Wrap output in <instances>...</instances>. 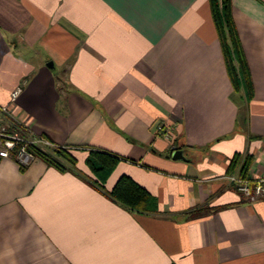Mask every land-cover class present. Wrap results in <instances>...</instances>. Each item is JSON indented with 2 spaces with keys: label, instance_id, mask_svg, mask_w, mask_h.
<instances>
[{
  "label": "crops",
  "instance_id": "obj_1",
  "mask_svg": "<svg viewBox=\"0 0 264 264\" xmlns=\"http://www.w3.org/2000/svg\"><path fill=\"white\" fill-rule=\"evenodd\" d=\"M232 3L251 101L210 0H0L2 125L72 148L86 174L92 150L126 158L107 189L128 175L160 212L132 214L38 158L0 159V264H264V197L228 179L236 154L264 178V0Z\"/></svg>",
  "mask_w": 264,
  "mask_h": 264
},
{
  "label": "trees",
  "instance_id": "obj_2",
  "mask_svg": "<svg viewBox=\"0 0 264 264\" xmlns=\"http://www.w3.org/2000/svg\"><path fill=\"white\" fill-rule=\"evenodd\" d=\"M212 15L221 42L228 75L235 93H243L248 101L254 97V85L250 67L244 53L239 33L233 17L232 0H210ZM50 144H29V151L49 167L62 173H73L100 189L111 201L132 214L159 215L157 198L145 187L128 175H123L112 190L106 184L122 160H127L110 152L92 150L87 158L91 174L79 170L78 159L72 148L53 144L47 137L39 138ZM254 163L253 156L236 154L231 161L229 175L251 180L250 172ZM27 167H23L25 170ZM253 182V181H252Z\"/></svg>",
  "mask_w": 264,
  "mask_h": 264
},
{
  "label": "built area",
  "instance_id": "obj_3",
  "mask_svg": "<svg viewBox=\"0 0 264 264\" xmlns=\"http://www.w3.org/2000/svg\"><path fill=\"white\" fill-rule=\"evenodd\" d=\"M21 94V89L13 94V101H15ZM2 113H9V109L4 107L1 109ZM1 118V113H0ZM159 128V132L164 133L167 138H170L171 133ZM29 144H46L48 141L35 138L31 141L24 139L22 136L11 133L7 127L3 126L0 120V159H16L23 167H29L37 158L32 154L28 146ZM228 179L238 185L239 191L246 197L256 200L264 197V178L257 181H250L243 179L238 175H229Z\"/></svg>",
  "mask_w": 264,
  "mask_h": 264
},
{
  "label": "water",
  "instance_id": "obj_4",
  "mask_svg": "<svg viewBox=\"0 0 264 264\" xmlns=\"http://www.w3.org/2000/svg\"><path fill=\"white\" fill-rule=\"evenodd\" d=\"M49 66H50L51 68H53V67H54V64L51 63V64H49ZM168 157H172V159H174V160H185L184 152H183V150H181V149H177L176 151H174V152H173L171 155H169Z\"/></svg>",
  "mask_w": 264,
  "mask_h": 264
}]
</instances>
